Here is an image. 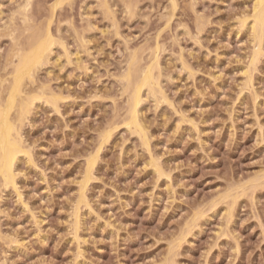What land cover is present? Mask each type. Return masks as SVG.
<instances>
[{
    "label": "rangeland",
    "instance_id": "obj_1",
    "mask_svg": "<svg viewBox=\"0 0 264 264\" xmlns=\"http://www.w3.org/2000/svg\"><path fill=\"white\" fill-rule=\"evenodd\" d=\"M58 2L0 0V97L14 53L47 30L49 58L22 94L59 96L35 100L21 129L31 159L15 186L0 178V264H264L255 0ZM155 55L166 98L144 88V142L126 123L125 74Z\"/></svg>",
    "mask_w": 264,
    "mask_h": 264
},
{
    "label": "bare ground",
    "instance_id": "obj_2",
    "mask_svg": "<svg viewBox=\"0 0 264 264\" xmlns=\"http://www.w3.org/2000/svg\"><path fill=\"white\" fill-rule=\"evenodd\" d=\"M61 3V0H60ZM58 2L55 5H60ZM174 3V2H173ZM176 4V3H174ZM173 4V6H175ZM54 5V8H55ZM28 6V5H27ZM25 9V8H24ZM253 14L251 16L252 22V35L256 43L259 44L262 41L264 34V0H255ZM247 18L243 19V23L247 22ZM242 23V24H243ZM246 24V23H245ZM243 24V25H245ZM249 25V24H248ZM45 33V32H44ZM33 37V38H32ZM28 45L24 49H19L18 52L14 53L17 57V63L13 68V76L9 88H7V97H0V178L4 182V185L8 187L9 185L15 186L16 176H17V161L20 159L22 155H26L25 157L30 158V153L25 145L23 137L21 135L22 124L30 113L35 100L46 99L48 103L56 104L53 105L57 107L56 101L59 99V96L50 94L47 95L45 91L41 92V94L31 95V96H23L24 87L28 82H34L35 74L42 65L47 62L48 56L52 50V46L54 45V37L51 32L47 30V33L44 35H35L32 36ZM257 43V44H258ZM260 45H258L257 49L254 51V55L252 57L251 63H254L257 59H259V55L261 54ZM158 57L155 55L153 62L150 65L143 68L141 71L142 74L139 78L134 81L132 78L134 77V72L130 69L128 73L125 74V79L129 83V88L131 89V93L129 96V108L128 109V128H133L140 133V137L142 140L146 141V133H144L143 127L141 125L140 119V106L143 101V90L144 88H148L153 95L159 94L161 98H166L164 95V91L161 90L160 84L158 81V77L155 75V70L159 67ZM135 58L133 57V61ZM45 65V64H44ZM161 65V64H160ZM159 69V68H158ZM139 72V73H141ZM28 81V82H27ZM161 83V82H160ZM25 84V85H24ZM127 86V85H126ZM41 91V90H40ZM26 93V92H25ZM47 95V96H46ZM159 95H157L159 97ZM4 96V95H3ZM46 96V97H44ZM5 97V96H4ZM160 98V99H161ZM4 101H3V100ZM159 99V100H160ZM17 111H16V110ZM16 112V114L13 112ZM14 116H13V115ZM127 115V114H126ZM108 132V133H106ZM103 136V140L106 142L110 138V132L106 131ZM136 132V133H137ZM137 133V134H138ZM135 134V133H134ZM109 136V137H108ZM144 137V138H143ZM102 140V143H104ZM104 140V141H105ZM98 153L94 154V156H90L88 158V164L86 165L87 169L85 171L84 179L80 187V203L85 202V189L88 184L90 178H92V172L94 166L96 165V156L98 158ZM29 155V157H28ZM155 170L161 173L160 166L153 161ZM159 173V174H160ZM92 175V176H91ZM1 187V186H0ZM84 199V201H83Z\"/></svg>",
    "mask_w": 264,
    "mask_h": 264
}]
</instances>
